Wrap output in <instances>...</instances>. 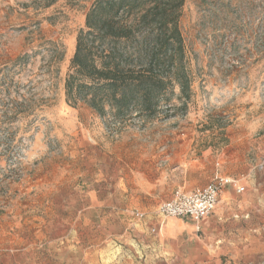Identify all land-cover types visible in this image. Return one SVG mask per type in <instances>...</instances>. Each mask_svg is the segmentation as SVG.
<instances>
[{"label":"rangeland","instance_id":"1","mask_svg":"<svg viewBox=\"0 0 264 264\" xmlns=\"http://www.w3.org/2000/svg\"><path fill=\"white\" fill-rule=\"evenodd\" d=\"M93 1L0 0V264H179L151 232L176 189L264 206V0H186V108L125 121L65 101Z\"/></svg>","mask_w":264,"mask_h":264},{"label":"trees","instance_id":"2","mask_svg":"<svg viewBox=\"0 0 264 264\" xmlns=\"http://www.w3.org/2000/svg\"><path fill=\"white\" fill-rule=\"evenodd\" d=\"M185 2L94 0L76 36L66 103L120 121L167 114L173 97L184 110L192 83L180 29Z\"/></svg>","mask_w":264,"mask_h":264},{"label":"crops","instance_id":"3","mask_svg":"<svg viewBox=\"0 0 264 264\" xmlns=\"http://www.w3.org/2000/svg\"><path fill=\"white\" fill-rule=\"evenodd\" d=\"M244 192L226 187L204 219L156 221L155 234L161 243L177 242L179 264H264V206Z\"/></svg>","mask_w":264,"mask_h":264},{"label":"built area","instance_id":"4","mask_svg":"<svg viewBox=\"0 0 264 264\" xmlns=\"http://www.w3.org/2000/svg\"><path fill=\"white\" fill-rule=\"evenodd\" d=\"M229 186L238 194L244 192V187L238 180L229 177H218L209 184L191 191L176 189L171 200L158 206L156 217L159 221L166 218H191L195 221L204 219L212 213L220 194ZM133 217L141 220L144 214L135 211ZM151 232L155 233L156 229L153 228Z\"/></svg>","mask_w":264,"mask_h":264}]
</instances>
